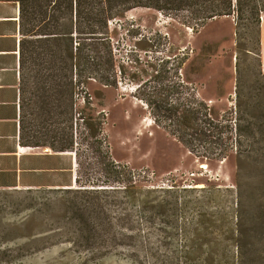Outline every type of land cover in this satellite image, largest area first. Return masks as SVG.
<instances>
[{"label":"rangeland","instance_id":"obj_1","mask_svg":"<svg viewBox=\"0 0 264 264\" xmlns=\"http://www.w3.org/2000/svg\"><path fill=\"white\" fill-rule=\"evenodd\" d=\"M191 17L190 11L138 7L120 22L125 26L112 24L118 82L104 86L93 81L88 90L91 103H86L82 87L75 93L76 181L69 187L0 189V264H153L149 257L136 256L146 244L134 242L130 233L145 242L148 233L157 234L161 227L157 222L151 229L141 203L130 202V186L160 190L154 196L165 200L173 199L171 191H176L180 207H168L166 215L175 212L179 217L176 229L167 231L175 238L177 264H204L199 242L192 237L201 219L204 228L199 231L214 240L216 264H264L263 192L245 186L243 204L236 208L234 183L238 150L247 171L264 168V162L253 160L264 158V142L256 141L262 137L259 133L250 137L245 130L242 146L235 142L236 123L246 129L249 122L264 120L260 24L238 20L234 13L209 19L194 30L183 23ZM29 70L22 84V141L40 151L58 152L53 145L68 138L70 123L65 116L58 123L42 122ZM198 103L212 107L228 128L220 126L211 138H199L175 118L164 116L171 104ZM83 110L102 122L97 138H88ZM228 136V158H212L225 147L221 138ZM181 139L188 140L189 147ZM123 186L127 192L76 190ZM212 187L218 191L209 198ZM240 216L241 237L234 231ZM83 218L97 230L92 233L80 225ZM189 238L198 249L191 261L184 255ZM238 244L246 250L243 260L238 258Z\"/></svg>","mask_w":264,"mask_h":264},{"label":"trees","instance_id":"obj_2","mask_svg":"<svg viewBox=\"0 0 264 264\" xmlns=\"http://www.w3.org/2000/svg\"><path fill=\"white\" fill-rule=\"evenodd\" d=\"M21 6V72L22 81L25 80L27 69L32 72L35 91L39 94L40 110L42 122L53 121L60 122L61 116H65L69 124L68 138L62 140L60 144L53 145L57 151H73L75 149L74 134V112H75V93L78 87L86 92L84 99L86 103L89 100V86L93 81H97L104 86H115L118 82V74L115 71V54L113 49V34L116 28L112 24L116 22L119 27L125 26L120 23L127 13L138 7L153 8L160 12L171 13L177 11H190L191 19L184 20L185 25L191 26L197 30L199 26L207 20L230 16L237 13V19L247 20L248 23H259L261 27V13L264 12V0H17ZM128 24V23H126ZM29 63V66L27 64ZM240 90L237 87V101L240 106ZM164 116L167 119L175 118L178 125L185 131L188 129L198 133L199 138H211L214 129L228 128L215 117L212 107L206 103H198L194 106L170 105L165 107ZM88 138H97L102 132V122L93 113H82ZM264 117V116H263ZM241 119V118H240ZM252 125H256V129ZM250 137H256L259 133L262 137L258 142H264V120L257 124L249 122L246 129L241 124L236 123V145L243 144V131ZM57 136V133H56ZM217 139V138H216ZM230 136L221 138V145L225 147L212 156V158L225 161L229 154L227 153V141ZM189 147V141L181 139ZM214 143L220 142L211 140ZM27 145H31L26 143ZM40 145V144H36ZM241 151H237L235 157L238 159L234 175V183L238 202L236 208H241L243 202V189L245 186L261 190L264 195V168L258 172L247 171L245 162L241 158ZM256 163L264 162V158L253 159ZM78 180V179H77ZM127 192L128 187L119 188H84L85 192L99 193L109 192ZM206 188H202L205 190ZM212 187L208 197L212 198L218 191ZM71 190V189H62ZM206 191V190H205ZM143 195L138 197V193ZM160 190H141L135 186H130V202L136 206L142 205V210L146 213L145 218L150 228L161 227L159 233H148L147 241H142L138 233L131 232L130 239L134 242L145 243L136 256L149 257L153 264H177L179 263V253L174 249L173 242L175 238L171 232L176 229L179 217L174 213L166 215V209L172 206L175 210L179 209V202L176 191H171L173 199L165 200L160 196H154ZM170 192V191H168ZM150 196H154L150 198ZM261 196V195H260ZM144 197V198H142ZM150 199H149V198ZM139 203V204H138ZM150 206L149 211L146 207ZM202 215V214H201ZM234 231L237 236L243 235L241 229V220L239 218ZM82 221V222H81ZM203 220L196 223L195 241L199 242L201 248V262L204 264H216L218 258H215L213 251L214 240L208 237V234H202ZM80 225L85 226L90 232L97 230L96 224L90 222L87 218L80 220ZM92 223V224H91ZM131 225V219H130ZM134 226V225H133ZM168 231V232H167ZM89 239L92 236H88ZM239 238V237H238ZM190 246L184 251L187 261L193 259V255L198 250L194 239H188ZM194 243V244H193ZM143 246V245H142ZM165 246V251L159 250ZM205 248V249H203ZM238 258L243 260L246 250L238 244ZM173 249V250H172ZM197 249V250H196ZM203 250V253H202Z\"/></svg>","mask_w":264,"mask_h":264},{"label":"crops","instance_id":"obj_3","mask_svg":"<svg viewBox=\"0 0 264 264\" xmlns=\"http://www.w3.org/2000/svg\"><path fill=\"white\" fill-rule=\"evenodd\" d=\"M22 37L20 2L0 0V189L69 187L77 177L75 152L40 151L22 141ZM260 38L264 72V20Z\"/></svg>","mask_w":264,"mask_h":264},{"label":"built area","instance_id":"obj_4","mask_svg":"<svg viewBox=\"0 0 264 264\" xmlns=\"http://www.w3.org/2000/svg\"><path fill=\"white\" fill-rule=\"evenodd\" d=\"M262 20H264V15L262 16Z\"/></svg>","mask_w":264,"mask_h":264}]
</instances>
